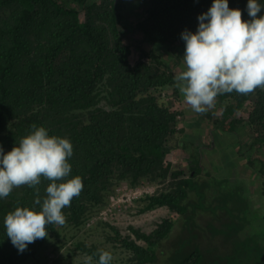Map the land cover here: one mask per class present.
Listing matches in <instances>:
<instances>
[{"label": "trees", "instance_id": "obj_1", "mask_svg": "<svg viewBox=\"0 0 264 264\" xmlns=\"http://www.w3.org/2000/svg\"><path fill=\"white\" fill-rule=\"evenodd\" d=\"M211 3L138 0L145 16L133 20L127 32L138 30L141 40L164 46L168 63L138 42L140 57L133 58V50L123 42L128 0H0V146L9 151L33 124L70 139V175H79L83 188L62 209L63 225L81 227L88 209L104 203L103 192L117 182L167 181L165 190L145 197L140 211L166 207L174 216L162 219L150 233L132 228L142 244L120 239L117 233L113 238L131 251L128 261L133 264H264L262 231L241 220L248 223L247 216L240 215L249 210V203L236 176L200 180L201 160L212 144L188 143L184 133L189 129L178 120L194 111L183 108L188 105L182 103L174 77L184 68L174 70L180 59L173 47L185 44L181 32L196 31L198 15ZM228 3L241 9L242 19L249 18L247 0ZM246 107L250 110L245 117L236 114ZM197 115L211 121L217 136L232 145L224 155L247 156L264 175V160L251 158V148L264 149V89L218 95L213 109ZM246 127L250 140L244 148L239 138ZM191 147L185 167L167 160L173 149L183 155ZM230 164L225 163L224 172ZM48 183L41 179L38 194L22 185L0 199V264H26L49 237L58 235V225H47L48 236L21 253L3 225L5 214L16 206H30L37 195L43 199ZM213 184L219 192L209 201L205 189ZM257 217L264 224V214ZM77 248L98 264L102 250L83 244Z\"/></svg>", "mask_w": 264, "mask_h": 264}, {"label": "clouds", "instance_id": "obj_2", "mask_svg": "<svg viewBox=\"0 0 264 264\" xmlns=\"http://www.w3.org/2000/svg\"><path fill=\"white\" fill-rule=\"evenodd\" d=\"M262 8L259 0H247L249 18L242 19L241 9L230 8L228 0H212L207 11L198 15L196 31L181 32L184 70L174 79L192 111L203 113L213 108L218 95L264 89ZM72 155L69 138L50 134L45 126L36 124L9 151L0 146V199L22 185L38 194L36 186L41 179L49 181L43 199L37 195L30 206H16L5 214L6 236L18 252L47 237V225L65 223L62 209L69 207L83 188L81 177L70 175ZM111 261L109 251L99 252L98 264Z\"/></svg>", "mask_w": 264, "mask_h": 264}, {"label": "rangeland", "instance_id": "obj_3", "mask_svg": "<svg viewBox=\"0 0 264 264\" xmlns=\"http://www.w3.org/2000/svg\"><path fill=\"white\" fill-rule=\"evenodd\" d=\"M145 7L138 5V0H128V6L123 12V17L126 18L127 30H124L123 42L128 45L129 50H133V58H139L138 52L135 51V43L138 42L141 46L148 49L152 47L165 62H170V55L164 46L153 44L152 46L142 39L140 31H132V21L141 20ZM94 20H101L94 17ZM124 28V27H123ZM185 44L175 43L173 47L176 55L180 59V63L173 68L178 71L184 68L183 54ZM171 65V64H170ZM165 92L170 94L171 86L165 87ZM158 94V93H157ZM161 97V96H160ZM182 103L184 104L183 95H181ZM174 102V101H173ZM183 108H190L189 106ZM213 109V108H212ZM250 108L236 112L238 116L245 117ZM196 112H185L178 116L179 123L186 127L188 132L184 133L185 140L192 144L210 145L204 155L201 163L204 165L200 175V180H210L211 178L220 179L223 175L233 178L236 176L237 182L245 192V196L249 203V210H245L240 214L234 211L235 214L241 217L247 216L246 223L248 226L253 224L256 228L262 231L261 235L264 238V224L259 219L258 214H264V175L260 174L255 167L249 164L246 157H242L237 153L229 155L223 154L226 147L232 149V145L227 143L225 136L219 137L215 133L217 127L208 120L198 117ZM215 131V132H214ZM247 127L244 136H240L242 147H246L249 143ZM182 137V136H181ZM233 138V137H232ZM234 140V139H233ZM191 144V143H190ZM232 147V148H231ZM190 150H186L183 155L177 149H173L168 155L167 160L173 166H186L187 157L190 155ZM237 149V147L235 148ZM200 158V157H199ZM251 158H259L264 160V149L260 146L251 148ZM231 164L223 171V166L227 161ZM167 181L164 183H153L152 181L142 179L135 185L129 184L127 181H120L114 186L103 192L104 203L98 204L93 208L90 207L87 212V218L84 224L78 228H71L66 225H58V235H52L37 251L36 257L28 261L26 264H97L90 255L84 254L83 251L77 248L78 244H83L87 247H94L98 250L109 251L112 255L113 264H133L128 261L131 256V251L126 250L121 246L118 240H114L115 234H119L120 239L133 240L135 243L142 244L141 240L133 233V229L141 233H150L162 219H169L174 216L173 212L166 207L154 206L145 212L140 211L147 201L146 196L158 194L165 190ZM209 186L205 189V196L208 200H212L219 192L216 185ZM242 222V221H241ZM133 228V229H132Z\"/></svg>", "mask_w": 264, "mask_h": 264}, {"label": "bare ground", "instance_id": "obj_4", "mask_svg": "<svg viewBox=\"0 0 264 264\" xmlns=\"http://www.w3.org/2000/svg\"><path fill=\"white\" fill-rule=\"evenodd\" d=\"M228 207V206H227Z\"/></svg>", "mask_w": 264, "mask_h": 264}]
</instances>
